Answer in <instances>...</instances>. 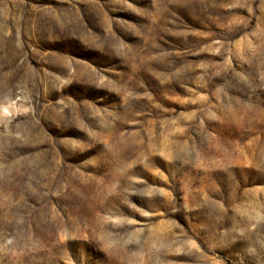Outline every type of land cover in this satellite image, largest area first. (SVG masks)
<instances>
[{
    "label": "rangeland",
    "instance_id": "374dc122",
    "mask_svg": "<svg viewBox=\"0 0 264 264\" xmlns=\"http://www.w3.org/2000/svg\"><path fill=\"white\" fill-rule=\"evenodd\" d=\"M0 264H264V0H0Z\"/></svg>",
    "mask_w": 264,
    "mask_h": 264
}]
</instances>
